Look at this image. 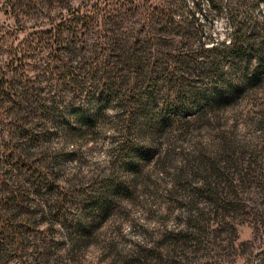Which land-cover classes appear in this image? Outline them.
<instances>
[{
  "label": "rangeland",
  "instance_id": "rangeland-1",
  "mask_svg": "<svg viewBox=\"0 0 264 264\" xmlns=\"http://www.w3.org/2000/svg\"><path fill=\"white\" fill-rule=\"evenodd\" d=\"M243 23L264 32V0H0V264H242L258 250L264 73L202 99L201 42ZM136 38L153 55L127 69ZM110 177L125 190L83 219L84 194Z\"/></svg>",
  "mask_w": 264,
  "mask_h": 264
},
{
  "label": "trees",
  "instance_id": "trees-1",
  "mask_svg": "<svg viewBox=\"0 0 264 264\" xmlns=\"http://www.w3.org/2000/svg\"><path fill=\"white\" fill-rule=\"evenodd\" d=\"M72 18L77 21V25H79V22L83 23L82 21L85 20V17L81 14H72ZM210 37L211 36H209L208 39L210 40L209 42H201L205 57L207 58L206 63L201 69H204L210 74L211 88L209 93L202 94V99L207 102L211 101L212 103H224L230 99V95L236 92L239 86L243 87L246 84L254 83V79L264 73V32H261V29L255 25L243 23L229 26L227 40H218L213 36ZM207 43L210 45L206 46ZM129 51H131V53L128 56L126 64L123 62V65L127 69L137 70L139 68V62L142 60L143 56L149 55L150 57L153 55V50L148 46V43L143 42L140 38H136L131 43ZM172 64L173 62L170 63L169 61V63H164V66L168 69H172ZM116 69L117 66L115 65L108 66V68L105 66L103 67L102 72L108 73L110 76L107 80H103L105 82L106 93L112 90L117 84V81H115L114 78L120 73L117 72ZM237 73H240V76L246 77L248 82H245L240 76L237 82H235L233 79ZM104 93L100 91L96 92L95 101H99L102 96L109 98V96ZM0 95H2L1 92ZM149 96L152 97V95ZM175 103L183 104L184 102L176 101ZM181 111L183 112V110ZM88 123L90 124L91 122ZM136 149L137 151H134V149H132V151L137 158L145 155L150 156L153 152L150 149L146 150L142 147ZM17 155H19L18 157H20L19 159L21 163L26 160L25 158H21L23 156L22 150H17ZM128 155L129 154L126 153L123 158L125 167L136 169V162H133V158L128 157ZM117 179L118 178L116 177H110L107 181L99 184L92 192H87V194L83 193L84 196L80 207L83 219L88 218L92 221L95 219L94 216L96 215L103 218L106 213H109L107 208L112 205V198L116 195L117 191L123 190L122 182ZM49 186L52 187L51 184H49ZM58 197L59 200H57L55 204L56 210L54 211V213L57 214L59 210L66 207V196L58 194ZM104 210L105 212H103ZM88 223L89 224H87V222H82V220L74 221L70 226V230L72 232H79L85 236L91 232L92 227L94 226L92 222ZM203 264L215 263L204 262ZM242 264H264V242L260 245L258 250L249 253Z\"/></svg>",
  "mask_w": 264,
  "mask_h": 264
}]
</instances>
